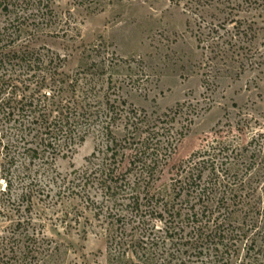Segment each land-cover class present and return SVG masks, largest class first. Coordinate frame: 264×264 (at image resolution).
<instances>
[{
	"label": "trees",
	"instance_id": "16d2710c",
	"mask_svg": "<svg viewBox=\"0 0 264 264\" xmlns=\"http://www.w3.org/2000/svg\"><path fill=\"white\" fill-rule=\"evenodd\" d=\"M54 1L0 0V12L15 16L0 26V222H8L0 225V264H48L59 246L33 216L36 194L54 184L59 195L71 197L76 187L86 189L91 181L110 204L103 211L104 203L88 197L85 207L103 212L95 214L99 223L93 227L105 235L107 264H243L233 257L238 242L245 239L250 241L247 254L253 252L247 263L264 264V205L256 190L264 173H252V163L241 164L244 156L219 129L207 148L198 149L180 166L171 194L157 190L167 159L193 119H186L185 132L162 139L159 135L172 128L147 123L145 112L104 91L105 84L112 88L113 56L66 74L59 54L31 48L29 43L44 26H57ZM215 27L212 22L199 27L198 41L204 42L202 37H210ZM239 35L238 30L232 34L228 48L222 45L225 40L211 44L212 79L219 77L221 63L242 60ZM92 51L99 54L96 48ZM186 104H177L163 114L165 119L155 121L169 124ZM122 119L126 133L118 138L113 128ZM143 125L149 130L144 137ZM92 132L108 142L103 161L96 163L92 153L88 167L73 170L68 184L63 178L59 185L57 159L67 157ZM38 175L48 183L42 184ZM18 189L21 193L14 197ZM69 216L66 212L60 219L66 234L73 228ZM74 218L80 224L78 216Z\"/></svg>",
	"mask_w": 264,
	"mask_h": 264
},
{
	"label": "rangeland",
	"instance_id": "374dc122",
	"mask_svg": "<svg viewBox=\"0 0 264 264\" xmlns=\"http://www.w3.org/2000/svg\"><path fill=\"white\" fill-rule=\"evenodd\" d=\"M53 11L57 26L51 30L44 26L29 43L31 48L59 54L65 60L62 70L66 74L81 69L84 64H100L103 56H113V82L109 86L112 88L108 89L105 84L104 91L120 95L139 112H145L147 123L172 128L159 135L162 139L175 136L177 131L183 130L186 119H193L175 153L167 159L157 190L171 194L180 166L186 164L192 153L207 148L219 129L225 131L224 136L232 143V148L244 156L245 162L241 164L252 163V173L260 169V176L263 175L264 0H101L99 4L88 0H55ZM14 17V14L0 12V26ZM211 22L216 25L215 32L207 39L202 37L204 42L200 43L199 27ZM236 30L242 40L237 46L242 60L221 63L219 77L212 79L211 44L225 40L221 43L223 47H230V38ZM208 32V28L204 30L205 35ZM93 48L99 54L90 53L89 49ZM89 54L91 57L87 56ZM204 79L208 82L204 83ZM184 102L187 104L182 114L169 124L155 121L158 117L165 119L164 113ZM125 123L126 119H122L114 126L116 137L125 135ZM147 128L142 126L143 137L148 135ZM259 135L260 141L255 142L253 139ZM107 143L105 137L92 132L67 157L58 158L57 183L60 185L65 178L68 184L73 170L88 167L92 153L96 154L94 161L101 164ZM38 179L42 184L48 183L44 175ZM49 188H45L43 194H36L33 210L37 222L45 224L47 237L59 246L48 264H107L105 235L93 227L99 223L95 214L100 212L94 207L85 208L88 197L104 203V191L94 181L89 182L86 189L76 187L71 197L59 195L58 185L51 184ZM256 190L262 195L264 205V179ZM14 192L17 197L21 190ZM46 192H49L48 197ZM109 205L104 203L103 211ZM66 212L71 215L68 224L73 225L68 234L63 232L60 221ZM74 213L80 224L74 223ZM249 245L247 239L238 242L239 252L233 257L234 262L249 264L247 262L252 261L253 252L247 254ZM228 257L229 254H225V258Z\"/></svg>",
	"mask_w": 264,
	"mask_h": 264
}]
</instances>
